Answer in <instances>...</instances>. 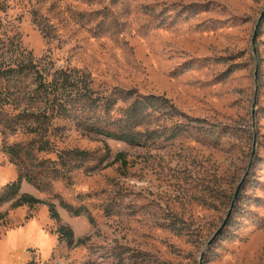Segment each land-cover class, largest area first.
I'll return each mask as SVG.
<instances>
[{"label": "rangeland", "instance_id": "374dc122", "mask_svg": "<svg viewBox=\"0 0 264 264\" xmlns=\"http://www.w3.org/2000/svg\"><path fill=\"white\" fill-rule=\"evenodd\" d=\"M0 18L36 61L83 70L108 94L165 96L226 132L135 147L67 124L59 148L97 160L49 192L23 182L60 222L44 204L0 206V264H264V0H0ZM32 139L0 126V194L20 176L5 148Z\"/></svg>", "mask_w": 264, "mask_h": 264}, {"label": "trees", "instance_id": "16d2710c", "mask_svg": "<svg viewBox=\"0 0 264 264\" xmlns=\"http://www.w3.org/2000/svg\"><path fill=\"white\" fill-rule=\"evenodd\" d=\"M121 103L126 106L120 107ZM67 124L83 136L104 137L135 147L154 144L155 137L166 132L169 135L165 140L189 137L201 142L213 136L215 143L219 142L217 136L226 134L208 121L182 112L165 96L118 89L108 94L97 90L94 80L83 70L36 61L20 38L3 31L0 18V126L12 135L22 132L33 136L29 143L5 148L20 176L2 189L0 206L12 201L14 208L44 204L50 217L61 221L54 203L21 191L24 181L41 192L52 191L55 183H71L73 173L97 160L88 150L59 148ZM105 150L111 156L107 145ZM52 154L55 159L48 157ZM116 163L124 168L129 165L123 153L116 155ZM62 205L75 216L81 214L64 201ZM57 234L60 241L74 244L75 234L68 226L61 225Z\"/></svg>", "mask_w": 264, "mask_h": 264}, {"label": "water", "instance_id": "95a60500", "mask_svg": "<svg viewBox=\"0 0 264 264\" xmlns=\"http://www.w3.org/2000/svg\"><path fill=\"white\" fill-rule=\"evenodd\" d=\"M260 22H261V20L259 21V24L257 25V29H258L259 26H260ZM255 36H256V35H255ZM254 40H255V37H254L253 41H254ZM242 185H243V183H241L240 186H239L238 189H237V192H236V195H235V200H234L233 203H232V206H231V209H230L229 214H228V216H227V219L225 220L224 224H223L222 227L219 229V231L215 234V236L213 237V239L209 242V246H211V245L217 240V238H218V237L224 232L225 228L227 227V225H228V223H229V220H230V218H231V216H232L233 208H234V206H235V202H236V199L238 198V195H239V193H240V190H241V188H242Z\"/></svg>", "mask_w": 264, "mask_h": 264}]
</instances>
